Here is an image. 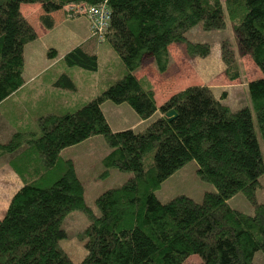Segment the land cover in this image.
Returning <instances> with one entry per match:
<instances>
[{
    "label": "trees",
    "instance_id": "16d2710c",
    "mask_svg": "<svg viewBox=\"0 0 264 264\" xmlns=\"http://www.w3.org/2000/svg\"><path fill=\"white\" fill-rule=\"evenodd\" d=\"M103 2L110 20L99 54L90 39L25 90L31 102L13 97L24 86V46L37 38L20 6L40 5L39 22L50 30L52 15L65 17L66 6ZM223 4L240 54L261 73L247 83L255 122L249 107L231 111L205 85L187 86L157 106L154 83L136 74L146 59L165 71L174 43H184L190 56L206 57L209 44L185 35L198 24L203 32L222 29L221 0H0V115L8 124L4 132H11L5 141L0 134V157L9 156L8 166L21 182L0 218V264H76L59 245L65 239L61 224L76 211L89 221L80 235L86 255L77 264H183L192 255L200 264H252L256 252L264 255V203L255 195L264 174L258 142V135L264 141V0ZM227 47L221 60L226 76L235 79ZM104 49L111 56L100 68ZM47 57L54 59L56 51ZM81 80L86 99L77 94ZM104 101L127 104L141 120L157 111L160 116L140 132H113L100 108ZM168 111L175 118L168 120ZM94 136H102L109 149L101 159L102 176L111 170L131 174L97 196L98 216L85 203L73 162L61 156ZM190 161L216 191L204 193L200 202L177 196L161 203L155 191ZM238 193L252 215L227 204Z\"/></svg>",
    "mask_w": 264,
    "mask_h": 264
},
{
    "label": "rangeland",
    "instance_id": "374dc122",
    "mask_svg": "<svg viewBox=\"0 0 264 264\" xmlns=\"http://www.w3.org/2000/svg\"><path fill=\"white\" fill-rule=\"evenodd\" d=\"M221 5L224 16V27L222 29L213 32H203L201 24H198L185 35L188 41H200L209 44L210 52L206 57L190 56L186 53L184 43H174L169 46L170 63L165 71L159 72L152 60L146 59L142 62L136 74L140 75L143 73V75L154 83L157 106L161 105L169 96L187 86L205 85L210 87L215 97L222 98V104L228 106L231 111L249 107L252 119L255 122L254 112L250 106L247 83L261 76V73L248 55L242 56L240 54L233 24L226 16L223 0H221ZM54 17L56 19V28L34 44L28 46L35 48L34 52L32 51V56L37 61L36 63L43 67L48 65L46 60H49L47 52L50 49L55 50L59 56H62L66 48L70 46V40H67L65 37L69 35L74 25L80 26L78 30L84 28V21L80 19H85L84 17H76L73 19L63 18L62 13L59 11L54 13ZM59 17L62 18L63 23H60ZM226 44L230 47L227 48L232 51L234 57V69L231 72L237 71V78L235 79H230L226 76V67L221 60V48ZM30 48H27L28 52ZM109 58V54L102 51L99 58V67L101 68ZM26 64H29L28 55L26 57ZM50 68L48 67L47 69L45 67L42 71L45 69L49 70ZM49 72H52V70ZM95 74H84L80 75V77H93ZM76 77L78 78L79 75H76ZM83 82L82 80L80 81V90L77 94L79 97L86 99L88 97L85 96L89 95L87 92L88 87L83 89ZM100 108L107 124L113 132L127 129L133 130V132H140L160 116L159 111H157L150 118L141 120L127 104L117 105L110 101H104L100 105ZM2 122L0 124V134L4 135L2 140L5 141V139L9 138L11 132L9 136L4 133V131H8V124L7 120ZM258 142L264 162V141L261 135H258ZM108 151L109 149L104 138L102 136H94L71 147L62 157L63 159L70 157L74 160L77 175L84 186L85 203L96 216L99 215V211L95 205L97 196L108 189L121 186L131 177L129 173L119 172L117 170H111L108 176H102L103 167L101 165V159ZM8 160V155L0 157V170L7 169ZM196 171L197 166L195 162L190 161L186 163L166 179L160 188L155 191L157 199L161 203H167L177 196H187L196 202H200L204 193L215 192L216 189L214 186L203 182L198 177ZM10 189H13L12 184H7L4 193L2 192L3 197L0 199V218L3 217L11 198L12 193H6ZM255 195L257 202L264 203V174L259 179V186ZM227 204L231 208L244 214H253L252 206L242 193L231 197L227 201ZM88 225L89 221L87 217L78 211L69 214L61 224V228L65 232V239L60 241L59 245L73 263L77 264L81 262L86 255L84 242L80 240V235ZM200 262L199 256L192 255L183 264H200ZM252 264H264V255L262 252L258 251L254 254Z\"/></svg>",
    "mask_w": 264,
    "mask_h": 264
},
{
    "label": "crops",
    "instance_id": "0c3cea01",
    "mask_svg": "<svg viewBox=\"0 0 264 264\" xmlns=\"http://www.w3.org/2000/svg\"><path fill=\"white\" fill-rule=\"evenodd\" d=\"M20 10H21L22 15L32 24V26L34 27V29L36 31V34H37V38L33 42H30V43H28V44H26L24 46V51H23L24 63H23V73H22L23 80H24V86H23V88L21 90H19L16 94L13 95V97L18 99L19 101H21V102L23 101L24 103H26L27 101L31 102V97L26 98V96H24V94L26 92L25 90L28 87L30 88V86L32 87V85L36 84L35 83L36 79L39 76H41L42 73H44L46 71V69L44 71H42V69L45 68V67H47V69H48V67H53L55 64H57L60 61V59L63 57V55L65 53L70 51L72 48L85 43L86 41L90 40V38H89V33H88V22H87V20H85L83 18H80V19H82L84 21V23H83L84 24V28H81L80 30H78V27H80V26L74 25L73 26L74 28H72V30H70L71 32L69 33V35L68 36L66 35L65 38L67 40H70V46H68V48H66L64 54L62 56H59L56 53V57L54 59H50L49 58V60H46V63L48 65H46L44 67L40 66L38 63H36L37 61L32 56V53L34 52L35 48L34 47L30 48L28 46L31 45V44H34L36 41H38L42 37L46 36L49 32H52L53 29L56 28V25H54V27L52 29H50V30H46V29H44L41 26V24L39 22V16L42 14V10H41L40 5H38V4H22L20 6ZM62 15H63V18H64V14L63 13H62ZM52 16H53L54 20H56L54 15H52ZM59 21H61L60 23H63L61 17H59ZM100 46H101V44H97V46H96V48H97V52L96 53H98V54L101 51V47ZM27 48L28 49L30 48L29 52L27 51ZM105 51H106V54H109V56H111V52L110 51H108L107 49H104V52ZM27 55L29 57V64L28 65L26 64ZM26 75H27V77H26ZM140 75H143V73H141ZM21 94H23L22 97H20ZM1 107L2 106L0 105V109H1ZM2 121L5 122V120L0 115V122H2ZM5 134H7V133H5ZM2 136H4V135L2 134ZM8 136H9V133H8ZM70 148H68V149H70ZM68 149H65V150H63L61 152V156L62 157L64 156V153H66ZM66 159H70L73 162L74 166H75V162H74V160L72 158L68 157ZM75 170H76V168H75ZM76 174H77V172H76ZM7 184H12V186H13V189H10V190L6 191L7 194L12 193L10 197H12V195L21 187L20 180L11 171V169L8 166V162H7V169L0 170V199L3 197V193H4L5 188L7 187ZM84 194H85V191H84ZM4 205H5V202H4Z\"/></svg>",
    "mask_w": 264,
    "mask_h": 264
},
{
    "label": "built area",
    "instance_id": "2783aa9c",
    "mask_svg": "<svg viewBox=\"0 0 264 264\" xmlns=\"http://www.w3.org/2000/svg\"><path fill=\"white\" fill-rule=\"evenodd\" d=\"M64 10L66 18L84 17L87 20L90 39H95L98 44L105 41L110 20L106 2L96 6H89L85 3L68 5Z\"/></svg>",
    "mask_w": 264,
    "mask_h": 264
},
{
    "label": "water",
    "instance_id": "95a60500",
    "mask_svg": "<svg viewBox=\"0 0 264 264\" xmlns=\"http://www.w3.org/2000/svg\"><path fill=\"white\" fill-rule=\"evenodd\" d=\"M175 113L173 111H168L167 113H165V117L168 119V120H172L173 118H175Z\"/></svg>",
    "mask_w": 264,
    "mask_h": 264
}]
</instances>
